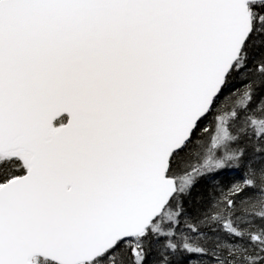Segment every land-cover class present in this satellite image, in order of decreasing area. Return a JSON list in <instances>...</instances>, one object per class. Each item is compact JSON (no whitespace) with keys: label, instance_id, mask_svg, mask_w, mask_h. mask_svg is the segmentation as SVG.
Here are the masks:
<instances>
[{"label":"snow or ice","instance_id":"1","mask_svg":"<svg viewBox=\"0 0 264 264\" xmlns=\"http://www.w3.org/2000/svg\"><path fill=\"white\" fill-rule=\"evenodd\" d=\"M0 264H264V0H0Z\"/></svg>","mask_w":264,"mask_h":264}]
</instances>
